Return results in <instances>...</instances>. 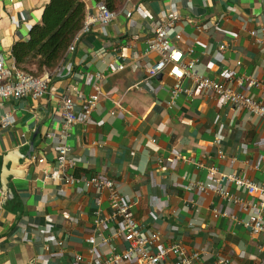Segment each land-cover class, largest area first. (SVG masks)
Returning a JSON list of instances; mask_svg holds the SVG:
<instances>
[{
  "label": "crops",
  "instance_id": "1",
  "mask_svg": "<svg viewBox=\"0 0 264 264\" xmlns=\"http://www.w3.org/2000/svg\"><path fill=\"white\" fill-rule=\"evenodd\" d=\"M48 1L0 0V35L5 49L11 48L18 40L29 38L32 26L41 20ZM85 1L88 14L97 13V3ZM169 9L179 12L185 20L204 21L212 16L220 19L214 31L202 34L197 31L195 37L184 31V45L195 46L207 75L225 80L230 76L225 68H235L236 59L241 58L249 73L264 78V32L260 30L264 28V0H126L111 23H97L88 33L80 34L74 51L53 76L43 97L0 103V117L15 107L11 124L6 128L0 127V153L25 143L41 112L47 107L52 108L43 128L35 157L37 160L26 178L16 180L25 209L14 230L0 236V264H61V256L56 252L58 240H64L68 250L86 251L87 245L83 241L85 226L94 219L92 199L97 194L92 189L88 192L77 187L73 190L67 187L66 194L63 193L53 178L56 167L52 152L63 141L61 123L56 115L61 105L59 95L63 92L72 95L91 93L98 70L105 74L98 106L87 122H80L69 131L68 142L79 163L75 173L91 177L105 172L113 178L125 197L134 198L135 216L146 227L159 230L163 243L186 240L198 246L205 242V233L196 234L186 224L179 231L173 229V224L184 225L190 218L187 209L171 214V209H176L183 198H196L201 208V213L195 212L199 214L197 218L209 220L213 228L218 227V222L212 217V195L200 196L183 191L182 176L186 173L207 179L208 165L215 163L225 171H247L251 178L264 183V120L261 117L252 115L247 118V129L237 132L245 111L236 113L221 101L206 104L191 100L184 103V107H171L169 93L163 92L161 97L164 99H159L152 93L135 89V85L145 87L144 63L140 66L133 63L112 73L109 58L94 56L95 51L103 46L111 47L125 39H134L137 50L143 53V62L155 61L158 55L147 52V36L154 35L150 30L151 23L163 18ZM254 28L259 29L257 38L250 33ZM225 40L229 41L228 49L213 54ZM126 53L130 57L132 50L128 48ZM157 79L153 85L160 89ZM252 92L258 98L260 91L253 88ZM77 100L78 108L83 110L84 100L79 97ZM112 109L116 111L115 117L109 113ZM220 121L224 125L221 146L231 153L226 158L218 156V144L214 142ZM150 137H159V140L147 147L145 143L150 141ZM159 152L164 154L161 165L156 161ZM45 154L47 160L38 161ZM193 159L203 161L205 165L199 166ZM255 162L259 163V168L252 167ZM160 166L165 169H161V174ZM104 198L105 209H109L108 194ZM160 200L168 203L169 214L155 211ZM14 220L15 214L6 209L1 197L0 235L12 227ZM234 238L238 241L237 236ZM217 241L222 246L221 240ZM248 244L246 240L245 252ZM240 248L243 249L244 245L241 244ZM37 249L42 251L38 259ZM212 259L215 257L210 255L206 261ZM234 259L257 263L255 258H243L240 253H235Z\"/></svg>",
  "mask_w": 264,
  "mask_h": 264
},
{
  "label": "built area",
  "instance_id": "2",
  "mask_svg": "<svg viewBox=\"0 0 264 264\" xmlns=\"http://www.w3.org/2000/svg\"><path fill=\"white\" fill-rule=\"evenodd\" d=\"M95 7L97 13L87 15L80 34L88 33L97 23L108 25L118 15L117 11L110 10L104 2L97 3ZM219 20L216 16L204 21L185 20L179 12L169 9L163 18L151 23L150 30L154 35L147 36V52L158 55L155 61L143 62V53L137 50L134 39H125L111 47L103 46L99 51H95L94 56L109 58L112 73L124 70L133 63L138 66L144 63L146 76L143 85L147 88L135 85V89L143 93H152L159 99H164L163 92H167L171 96V107H184L186 105L184 103L191 100H199L206 104L221 101L236 113L245 111V117L237 130L240 132L247 129V118L252 115L264 120V78L249 73L248 66L241 58H237L235 68L232 66L225 68L230 72L229 78L214 79L206 74L202 66V57L195 46L184 45V31L195 37L197 31L199 34L214 31ZM258 30L252 29L251 35L257 38ZM260 30L264 32V28ZM79 36L71 45L68 56L74 51ZM228 47L229 41H222L213 54L223 53ZM128 48L132 50L130 57H127L126 53ZM223 62L228 65L227 60L223 59ZM54 75V72L47 70L41 74H33L18 65L12 47L5 49L0 35V103L3 101L17 103L24 98L43 97ZM163 77L165 78L162 79ZM104 78L105 74L98 70L93 80V91L89 94L78 92L77 95H72L63 92L59 95L61 105L56 115L61 123L63 141L58 144L56 151L52 152L56 167L53 178L65 194L67 187L72 190L77 187L88 192L92 189L97 194L92 199L94 219L86 223V230L84 227L83 241L87 245L86 251L68 250L64 240H58L56 252L61 256V264H249L245 261H236L235 253H240L243 258H255L257 263L254 264H264V183L251 178L247 171L242 173L237 170L225 171L213 163L208 165L207 179H199L188 173L182 176V188L186 193L212 195L210 205L213 210L212 217L218 222L217 228H213L209 220L197 218L199 214L196 213H201V208L196 198L180 199L176 209H171L173 215L187 209L190 216L184 225L173 222L175 231L181 230L186 224L188 228L195 230L196 234L205 233L204 244L198 246L186 240L163 243V236L159 230L146 227L135 216L134 198L125 197L113 178L105 172L91 177L84 174L76 175L79 163L72 154V145L68 142L69 131L76 124L87 122L91 118V113L97 108L102 95ZM156 78L160 81V89L153 85ZM77 82L76 80L75 83ZM253 88L260 91L258 98L252 92ZM77 97L85 102L83 110L78 108ZM180 101L183 103L180 104ZM14 111L15 107H11L1 115V128L11 124ZM109 113L115 117L116 111L112 109ZM223 131L224 125L220 121L214 142L218 144V156L226 158L231 153L225 146H221ZM158 140L159 137H150V141L145 145L150 147L151 142L157 143ZM163 156V152L157 154L156 161L159 165L163 161ZM45 160L47 154L38 159L40 162ZM192 161L199 166L205 165L203 161L195 159ZM252 167L259 168V163H253ZM161 169L164 168L160 166V174ZM105 194H108L109 209H105L103 204ZM1 197L4 198V192L0 188ZM154 209L158 214L163 212L169 214V205L165 200H160ZM235 236L238 237V241L234 240ZM217 239L221 240L222 246ZM246 240L249 241L247 252L244 251ZM241 244L244 245L243 249L240 248ZM46 247L48 248V244ZM71 252L74 253L71 255ZM41 255L42 251L37 249V259ZM210 255L215 259L206 261Z\"/></svg>",
  "mask_w": 264,
  "mask_h": 264
},
{
  "label": "trees",
  "instance_id": "3",
  "mask_svg": "<svg viewBox=\"0 0 264 264\" xmlns=\"http://www.w3.org/2000/svg\"><path fill=\"white\" fill-rule=\"evenodd\" d=\"M94 1L104 2L112 11H120L126 0ZM87 15L85 0H49L41 20L32 26L29 38L13 44L17 64L33 74L47 70L56 75L81 33Z\"/></svg>",
  "mask_w": 264,
  "mask_h": 264
},
{
  "label": "water",
  "instance_id": "4",
  "mask_svg": "<svg viewBox=\"0 0 264 264\" xmlns=\"http://www.w3.org/2000/svg\"><path fill=\"white\" fill-rule=\"evenodd\" d=\"M44 110L41 112L35 129L25 143L0 153V188L4 192L6 209L15 214L12 227L2 233L1 237L10 234L23 217L25 203L16 185V180L26 178L29 175L36 159L37 150L43 137L44 125L52 114L51 107Z\"/></svg>",
  "mask_w": 264,
  "mask_h": 264
},
{
  "label": "rangeland",
  "instance_id": "5",
  "mask_svg": "<svg viewBox=\"0 0 264 264\" xmlns=\"http://www.w3.org/2000/svg\"><path fill=\"white\" fill-rule=\"evenodd\" d=\"M94 113V112H93Z\"/></svg>",
  "mask_w": 264,
  "mask_h": 264
}]
</instances>
